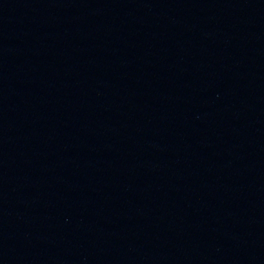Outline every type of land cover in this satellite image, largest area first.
<instances>
[{"label":"water","instance_id":"obj_1","mask_svg":"<svg viewBox=\"0 0 264 264\" xmlns=\"http://www.w3.org/2000/svg\"><path fill=\"white\" fill-rule=\"evenodd\" d=\"M262 21L264 0H0V264H79Z\"/></svg>","mask_w":264,"mask_h":264}]
</instances>
